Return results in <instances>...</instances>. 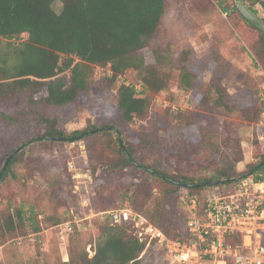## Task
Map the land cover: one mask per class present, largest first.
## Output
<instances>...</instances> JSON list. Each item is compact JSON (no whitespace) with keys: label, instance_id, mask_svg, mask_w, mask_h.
<instances>
[{"label":"rangeland","instance_id":"374dc122","mask_svg":"<svg viewBox=\"0 0 264 264\" xmlns=\"http://www.w3.org/2000/svg\"><path fill=\"white\" fill-rule=\"evenodd\" d=\"M231 1L235 0H167L156 42L170 43L175 55L182 50L189 52L188 62L197 80L195 89L188 90L173 77L166 89L153 97L149 117L144 120H123L116 105L117 84L109 81L110 73L102 68L96 69L89 92L66 106L30 105L26 94L0 101V113L21 112L22 119L8 124L0 115V169L6 157L22 146L12 173L0 183V213L8 205H20L32 211L28 216L37 213L39 222L37 225L36 219L27 218L24 236L0 241V264L71 262L83 246L89 249L101 225L114 223L112 210L128 208L142 215L154 210L167 185L150 176L147 165L169 174L204 175L206 170L225 164V154L239 139L243 159L235 162V173L237 177L248 174L249 163L257 161L253 154L256 139L264 150V63L256 58L247 40L262 41L237 14L225 12ZM61 6L60 0L53 4L57 12ZM257 10L264 18L261 5ZM3 43L0 40V47ZM146 55L152 57L151 51ZM70 75L69 71L64 73L67 84ZM215 85L224 89L222 96L229 108L210 100L216 95ZM178 111L195 113L196 125L210 134L207 144L194 145L201 138L196 125L186 135L195 143L181 144L190 129L183 130L172 122ZM44 116L57 117V127L69 133L91 125L115 127L122 139L136 148L139 160L134 163L139 165L113 166L111 161L117 154L113 132L93 135L96 131L91 130L84 134L87 139L75 140L39 138L45 129ZM166 212L176 218L186 237L176 206H169ZM68 222L71 231L66 229ZM173 259L151 241L140 264H173Z\"/></svg>","mask_w":264,"mask_h":264},{"label":"trees","instance_id":"16d2710c","mask_svg":"<svg viewBox=\"0 0 264 264\" xmlns=\"http://www.w3.org/2000/svg\"><path fill=\"white\" fill-rule=\"evenodd\" d=\"M55 1L57 0H0V40L4 42L0 47V101L26 94L30 105L66 106L89 92L96 69L102 68L110 73L109 81L117 84L116 105L121 117L126 122H134L149 117L153 97L165 90L173 77L184 89H195L197 74L188 62L190 53L182 50L175 55L177 52L170 43L162 45L156 40L167 11V0H60L62 6L59 12L53 7ZM244 2L256 14L257 5L264 9V0ZM224 10L237 14L257 32L262 43L246 40L256 58L264 63V33L239 12L235 1H231ZM148 50L152 57L146 55ZM67 71L71 74L69 84L64 77ZM202 86L203 83L198 88L202 89ZM214 89L216 95L210 98L213 104L229 108L224 95L222 96L224 89L219 85H215ZM207 102L203 101V104ZM20 114L21 112L15 115L3 111L0 113L8 124L20 123ZM194 118L195 113L191 111H178L172 115V122L176 126H181L183 130L190 129L180 140L184 146L195 143L193 139H186V135L194 131ZM42 120L45 129L39 137L41 139H87L88 136L84 134L91 130L96 131L93 135L113 132L117 135V154L111 161L113 166L139 165L133 162L139 160L136 148L124 138V152L118 134L111 125H91L85 130L69 133L66 129L57 127V117L44 116ZM196 126L200 129L201 138L194 145L207 144L210 134L205 127ZM227 153L229 155L225 154L228 158L223 166L206 170L204 175L169 174L147 165L145 170L150 176L167 185L155 203L154 210L145 211L144 216L148 221L162 229L168 237L185 238L176 218L166 214V208L176 206L185 225L187 213L182 208L184 192L188 197L196 195L201 199L207 196L212 187H234L239 180L219 181L238 176L235 173V162L243 159L241 140H235V146L229 147ZM253 154L257 161L249 163L247 172L255 180L262 179L264 150L257 139L253 143ZM20 156L21 154L13 155L4 169V165L2 166L0 183L12 173ZM149 168L163 176L151 173ZM211 181L215 184H200ZM30 212L32 211L20 205L15 208L8 205L0 213L2 243L24 236L27 218L32 221L36 219L37 225L39 224L38 214L28 216ZM113 222L107 221L101 225L97 236L89 242V249L86 245L83 246L81 252L65 264H140L148 239L141 240L134 234L131 224L124 220Z\"/></svg>","mask_w":264,"mask_h":264},{"label":"built area","instance_id":"2783aa9c","mask_svg":"<svg viewBox=\"0 0 264 264\" xmlns=\"http://www.w3.org/2000/svg\"><path fill=\"white\" fill-rule=\"evenodd\" d=\"M182 204L185 238L168 237L132 209L112 210L110 217L131 224L141 240L155 241L173 256V264H264V177L240 179L232 188L212 187L201 199L184 192ZM65 226L72 230L69 222Z\"/></svg>","mask_w":264,"mask_h":264},{"label":"water","instance_id":"95a60500","mask_svg":"<svg viewBox=\"0 0 264 264\" xmlns=\"http://www.w3.org/2000/svg\"><path fill=\"white\" fill-rule=\"evenodd\" d=\"M235 2H236V6H237L239 12L245 18H247L255 27H257L260 31H262L264 33V20L258 14H256L254 11H252L250 9V7L244 2V0H235ZM111 128L113 130H116V132L118 134V137H119V143L122 146L123 151L126 152L125 144H124V141H123V139L121 137L120 132L115 127H111ZM91 132H93V131H91ZM53 139H58V137H53ZM63 139L66 140V139H70V138L63 137ZM21 147L17 148L15 150V152L12 155H10V157L5 162V164L3 166V169L6 167L9 159L13 155L17 154ZM133 162H134V160H133ZM149 171L152 172V173H156L157 175L163 176V174H161L160 172H155L153 169H150L149 168ZM250 175H251V173H248L247 175H243V176H240V177H234V178H230V179H223V180H221L219 182H230V181H233L234 182V181H238L240 179L246 178V177H248ZM0 176H1V174H0ZM181 184L182 185H185L184 183H181ZM200 184H203V185H212V184H215V182H212V181L211 182H202ZM186 185H188V184H186Z\"/></svg>","mask_w":264,"mask_h":264}]
</instances>
